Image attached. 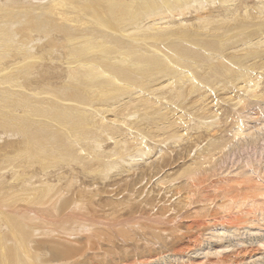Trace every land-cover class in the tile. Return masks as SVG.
Masks as SVG:
<instances>
[{
    "label": "bare ground",
    "instance_id": "bare-ground-1",
    "mask_svg": "<svg viewBox=\"0 0 264 264\" xmlns=\"http://www.w3.org/2000/svg\"><path fill=\"white\" fill-rule=\"evenodd\" d=\"M19 1L20 2L18 4L20 6L21 3L24 4L23 9L19 8L18 6V8L16 9L13 8V5L17 3V0H0V8H2L1 10H3V8L10 9L8 11L12 13L10 15H12L11 17L14 20V23L0 22V60H2L5 56H9L8 58L12 57L11 53L17 52V48L19 47L31 51L33 55L38 49L43 51V48H48L53 52L63 50L65 55L64 60L66 67L61 70L60 76L62 77V79H65V81L62 85H60V87L65 89L66 92H59L63 96H51L48 99H45L44 103L38 104H33L31 102L29 103L28 100H26L27 98L24 99L25 97L23 96V98L21 96L22 94L20 95L21 97H19V95L17 94L18 97L17 100H15L14 97L4 95L7 94V90H9L8 85L5 81L9 80L10 76L7 75L11 72V70L3 68L2 70L0 69V98L4 95L1 100H3L5 107L12 106L11 104L17 103V107L22 110V116L18 115L19 113L17 112V129H29L26 124L29 125L32 120L35 119L34 117H37L38 119L41 118L44 119L43 123L40 122L43 126L52 127L51 135L53 136H51L50 139L54 140L56 138L59 139L58 136L62 133H64V136L73 134V129L76 126L80 125L83 121L84 123L91 126H94V124H98L97 128L102 129L105 132L98 133V130L96 131V133L93 132V134L101 138L98 137V140L92 141L88 145L90 151L79 147L82 149L80 150V152L84 153L82 159H90L91 162L94 161L100 163L99 161H102L101 159L104 158V153L108 154L107 151L104 152L101 150L102 139L107 140V142L114 141L113 149H111V146L110 151L112 150V153L116 155L115 157H118V155L126 151L134 150L132 156H130L131 154L129 153L130 157L127 155H125L124 157H119L117 159L118 162H116L117 160L113 161L115 159H112L109 162L102 163V166L94 167L95 163L90 164V161L89 163L87 161L85 164L89 166L85 167L83 164V162L85 161L81 160L79 154L75 155L73 158V155L71 156V154H67L69 152V149H66L68 150L66 154L68 156H71V161L76 162V164L81 167L82 176L87 174L89 175V177L91 176L92 179L98 176V178L100 177V179H102V182L105 183L106 180L110 178L112 170L114 172V170L116 171V169H118L115 174L118 173L117 175H119L120 177L121 173H130L131 171H133L135 167L137 168V165H139V163L141 164L145 162L147 157L149 158L151 156L152 158L156 155L161 156V159L159 160H162L163 166L167 164L169 165L171 162L173 163L174 160L173 158H165L168 155V150L166 151V148H163V146L165 145L162 146V144L171 142L173 144L172 146H176L179 142L183 143L181 141L184 140V137H186V139H188V137L189 139L193 137L191 136L190 138L189 135L194 128H196L197 130L200 128V131H202L201 128L203 127H207L211 130L212 128L210 127L212 126L214 128L215 126L219 127L220 119L224 118L226 120L227 115L231 114V111L233 110V108L235 109V107L236 109L237 107H239L241 112L245 113L246 110L252 111L250 108H254L253 111H256V113L251 114L258 119L250 120L249 118L247 119L245 115L244 116L246 118L242 117V114L244 113L239 114L238 112H236V114L238 113L241 118L237 117V115L233 116V126L230 131L231 136L229 137V139L224 138L227 135L223 136V138H218L216 136L212 137L211 139L206 141L207 143L205 144V146L203 145L204 147L201 146L199 148L197 146V151L195 154H193L192 157L188 155L187 162L184 163V167L183 165H181V167L177 169L175 174L179 171L180 173L174 179L169 178L168 173L165 176H162L164 178H162L161 180L158 177L159 180L156 179V181L152 183L151 188L157 187L159 188L158 191H160V188H162L163 186L166 187L164 188L165 191L163 190L164 193L163 191L161 192L162 195H159L160 193L158 192V194L156 193L157 195L161 196V199L159 198L160 201L157 198H154L153 193L151 194V196H149L150 194H147V192L142 199V203L131 204V202L128 201L129 198L128 200L126 198H123V196L119 194L117 189H115L116 191L109 189H107L106 191H99L97 189L98 187H89L88 189L82 188L83 191L81 193L83 194H80L79 199L76 198L71 201L74 202L76 208L84 209L88 214L89 211L92 210V208H89L90 205H87L88 207L86 206L87 202L92 206V204L101 203L103 201H111V196H116L117 199H120L121 203H106L111 204V207L108 208L106 212L111 213L113 216H117L116 214L119 215V213L123 212L125 210V205L128 207V211L130 214L136 213L138 209L142 210L141 204H144L145 207L146 205H149L151 207V215L148 216L147 222L150 224H154L153 226L148 225L144 221L139 222L137 220L136 222H134V220V223L130 222V220H126L125 222H122V224L116 222L114 223V225H107V222L100 227L98 226V223L96 226V224L89 218L85 219V215H83V213L82 216L84 218L81 217V213L76 214L75 212H69L70 209H72L70 208V200L66 198L67 194L65 192L61 193L60 188H58L59 186L56 185L55 187L51 182L48 183V181L45 179L42 180L40 178L38 179V181H30L29 179L24 180L22 176L20 178L17 175L12 176V178L10 179L11 183L9 184V186L11 188L8 189L12 194H14L13 197L9 194L2 193V195H0V207L3 203L6 204V206L9 205V207L12 208H15L17 205V208L20 209H23L29 204L36 205L44 209L45 215L47 213L48 216L50 215V217H53L54 219H56V217H59L61 220H70L71 222H69L71 224L76 226L79 225V228H81L83 224H87L86 228L89 227V233H87V231L86 233L90 236H93V238L95 239L93 242L96 241V245L94 244L95 247H93L92 250L89 249L91 251L90 256L97 255L103 261V264H105V256H108V254H113L115 256V259H113V261H115L116 264H122L123 259L121 257H117L120 255H123V257L128 256L134 260L133 263H128L126 262V260H123V264H264V226L258 224V228L248 227L245 231H243V233L241 232L242 234H238V232L240 231L238 230L239 222L236 223L235 221L234 222L236 224H232L233 221L225 223L222 222L221 227H218L219 229H216V227H207L205 226V221H209V217L213 215L211 212H209L208 205H205L206 203H203L207 200L212 201L210 200V197H213L217 200L220 196H225L229 193H232L234 194V198H232V202L230 205L223 202L222 198L220 204H218L220 205V209L225 211V213H228L231 207H234L235 205H237L238 208V205L244 203L245 201L255 203L256 205L252 206L254 209L260 208L264 210V183L262 185L259 183L260 181L264 182V159L255 160V162H250L247 165L245 164V166L248 167V170H245V166L239 167L237 175L236 177H234L236 179H233V176L229 177L228 182L220 190H215L211 187L216 192L212 194L210 193L209 197H207L209 191L208 185H203L195 181L201 180L204 182L206 180L209 183H219L218 180V182L216 181L217 178L214 176L217 175V172L213 173V171L217 168L219 171L222 168L223 163H225V160L227 161L228 157L234 152V149L246 150L248 148H253V151L259 150L257 148L258 139H261V135L259 134L264 135V128L258 130V132L253 131L252 129L256 124L264 123V94L262 93L264 84V36L258 37V35H255L254 38H251L249 41L244 39L236 41L235 43H233V46L230 48V53L228 54H223L222 52L218 51L221 48L218 40L224 35V37L228 36V34H230L238 27L254 29L257 33L262 34V30H264V0H257L256 4H254L253 6H248L243 1L232 0V2L220 3L219 6L216 7L213 4L212 0H193L190 3L185 4L184 7H179V9L182 8V11L178 15H176V20L174 21H171L166 16L156 18L155 14L157 11H165L167 14H169L168 12L170 11V9L173 8L175 4H177V0ZM32 4H36V7H33ZM187 11L190 14H194L189 19L185 16V12ZM165 12L163 13L164 15ZM4 13L5 11L3 12V14ZM20 13L22 15H20ZM176 13L177 11L169 15ZM148 14H152V17L144 23V21H142V17H145ZM4 17L1 16L0 20ZM18 17H20L19 20H17ZM107 20H110L111 22L108 23L106 22ZM116 22H118L117 26L114 25ZM192 31L201 32L206 41L195 40L193 42L192 38L189 37H196V34ZM110 35L112 38L119 41H114V39L106 37ZM161 39H167L164 42L166 44L172 43L174 44V46L171 49H166L165 46L162 45L164 42H161ZM227 40L228 39H226V41ZM42 43H44L43 46L41 45ZM128 44L132 46L142 44L148 47H146L144 51H140L139 49L128 47ZM213 44L216 45V47H213ZM119 45H123L124 47L118 48ZM74 46H76L77 48H75ZM6 48H11V53H9L8 55H5ZM204 52H207L204 55L208 58L209 61V65L207 68L199 65L198 62L200 56L203 55L202 53ZM55 53L57 54V56H59L58 52ZM118 59L121 60V64L118 62ZM34 61H37V59H35ZM184 61H190L191 64L189 65L188 62ZM125 63H128L133 68L143 67L150 73H153L155 71H161L165 73L163 67H166L168 70L175 72L176 77H168L165 84L159 86L158 88L152 89L148 95L144 94L142 97L137 99L127 97L126 101L123 103H120L116 106L115 104H113L106 109L100 108L96 110V112H93L91 110L94 105L104 107L105 105H108V103H97L91 105L92 103L82 104L80 102L79 97L72 89L73 87H79L81 90L84 89L86 91H95L99 93L112 90L111 93H113L115 97L118 92L121 93L123 90L127 92L128 90L121 85L126 84V82H128L131 77L128 71V67L125 66ZM178 65L181 69L177 72L175 67H178ZM259 70H261V73L259 72ZM205 86L208 88L213 87V90L217 91L216 93H218L219 96L221 95L222 100L219 99V96H216V93L211 94L213 96L210 95L211 97H209V93H211L212 89L210 90ZM204 88H206L208 91ZM191 95H193L190 98L191 102L188 103L189 97ZM202 97H206L208 99L206 101L204 99L203 101ZM53 98L54 100H51ZM60 98H62L60 102L65 103V105L59 103ZM213 98H217L216 101ZM111 99L112 98H104L103 101L107 102ZM192 104L199 105L201 108H197V106H195L196 108H190L189 110V107ZM174 105H177L184 110L188 109L191 113L188 112V114H183L182 111H180L182 114L176 113L175 111L178 109V107L175 108ZM182 106L185 107L183 108ZM172 108L173 110H171ZM121 111L128 114L127 118L129 119L131 118L129 117V114L133 116V118L131 119H134L135 116V120L130 122L128 120H123L121 121L122 125L119 126L115 125V122H113L111 125L104 123L103 114H105L106 112L119 113ZM130 111H132L133 113H129ZM38 114L42 115L37 116ZM3 115L4 113L0 107V126L6 127V124L8 125L9 120L7 119V117L2 119ZM249 115L250 114H248V116ZM183 116L187 118L188 122H182ZM131 124L134 125V127L132 125L133 128L139 129L137 131L135 129L137 133H131L129 131V127L131 128ZM59 126L60 128H64L65 131H63V129L61 130L60 128L58 129L57 127ZM200 131L196 132L200 133ZM100 134H104L103 138ZM127 135L130 136L129 139H127ZM195 135H197V133ZM154 138H156L157 140L154 141ZM44 140L46 139L44 138ZM203 140H205V138ZM149 142H153L155 145L152 146ZM63 144L64 146L66 145L65 141ZM191 144L193 143L191 142ZM0 145H3L5 147L4 150L0 149L1 184L3 183V174H1V172L7 170L8 164L11 163L16 156V154L14 153L17 152V146H22V142H2V144ZM13 149H15L16 151L11 154L10 151ZM191 152L192 151L190 150L189 153ZM218 155L219 157H217V160L215 159V156ZM41 159L43 160L42 157ZM61 159L63 161V158ZM216 161L219 163H217ZM38 163L39 162H37L36 164ZM29 164L27 163L28 166H30ZM63 166H65V164L62 165V167ZM66 166H68V163L66 164ZM148 166H146V168ZM40 167L45 169L49 166L45 167L41 165ZM151 168L152 166L148 167V169ZM56 169L58 168L56 167ZM34 171L36 170H33V173H35ZM142 171H144V169ZM156 172H158L157 169H155L154 171L151 170L148 174H155ZM59 174L61 173L59 172ZM152 177L153 176L149 178ZM74 178H72V180ZM142 179H144V177ZM166 179L167 183L163 181ZM14 181H17V183H19V187H17V190L16 186H14V184L16 183ZM78 181L79 180L76 177L75 181L73 182H77L78 184H80V182ZM226 181L227 179L224 182ZM68 182H70V180ZM54 184H56V182H54ZM232 185L233 188H231ZM145 187H143L144 190ZM136 188H138V186ZM136 188L133 187V189L135 190ZM58 193H60V195H58ZM104 193H107L109 197L108 199L100 198L107 197V195H104ZM170 194L171 197H168L167 195L170 196ZM192 195L194 196V199H192ZM184 196L185 198H182ZM196 196H198V199L196 198ZM245 197H249V199L247 200V198ZM166 200L168 201V203H166ZM185 201H187V204L184 205L187 208L186 209L184 207L186 209V213H181L185 210L181 209ZM260 203L263 204V207L258 205ZM18 204L25 205L24 207H20L18 206ZM167 204L168 206L166 207L168 208V211L166 208H163ZM2 208H0L1 224H3L2 217L4 215L3 211H1ZM27 208L30 207L27 206ZM190 208H192V210L194 208L200 210L191 212ZM3 209L5 210V208ZM37 209L39 208L37 207ZM10 210L12 209L10 208ZM39 210L38 212L41 211ZM189 212L191 213L187 215V213ZM256 212H254V214H256ZM260 212L263 213L264 211ZM230 214L232 215L233 213L231 212ZM230 214H225L226 218L229 216L231 217ZM23 215L25 216L24 212ZM75 215H77V217H75ZM221 215L222 213L219 212L214 214V216ZM238 215L243 216V214H240V211ZM29 216L30 215H28V217ZM150 216H152V218ZM154 216H159V219H165L168 216L170 219L173 218L172 220H175V222H177V220H180V218L184 219L182 222L180 220V223H177L176 225L171 223L168 225H164L158 223L159 219L156 220L157 217ZM234 216L238 218V216H236L235 214H233L232 217ZM42 217H40V219ZM53 218L49 220L52 221L54 220ZM97 218H99V216ZM114 218L115 217H113V219ZM237 218L234 219L237 220ZM255 219L252 220H254L255 222ZM26 220L29 221V219L27 218ZM98 220H100V218ZM15 223L17 225L16 221ZM185 223L186 226H188V228L186 229L189 231L183 232L180 228ZM27 224L29 223L27 222ZM117 224H121V226H119L121 228H118ZM37 225L38 224H36L35 227L33 226L34 229L32 228V226L31 228H28L32 231L27 232V229V231H24L25 236L23 235V241L25 240L26 242L25 244L24 242H22L21 244L22 255L19 252V243L17 242L16 232H11L12 230L9 232H5L6 230L4 231L2 229L3 225H0V264H53L50 260V257L52 256H48V258L47 256H45L43 258V253L42 255H40V248L43 242L44 245L47 244V246H49L48 249H51V252H53L52 259H54V256L55 258H58V262L56 264H81V260L84 261L86 255L81 254L80 252H82L83 250H87L83 249V247L87 248V246L84 245H87L91 241L88 240L89 242L86 243V241H82V239V243L80 244H83V242H85L84 245H82L83 247L81 246L82 248L80 249L73 248L75 249V253L73 252V250L72 253V246L70 245L72 244V242L69 244V247L65 246L68 244V242H70V240L66 237H70L71 233L69 231H65L63 224L61 225L60 229V232L62 234H60L59 231V233L57 232L58 234H56L55 230H51L54 227H51L49 225L48 227H46L47 229H41L42 227H44V225H46L45 222L42 223L43 226H41V228H39ZM64 225H66V223ZM253 225L256 226L257 224ZM67 226H69V224L66 225V227ZM195 228L198 229L197 233H199V229H203V231L207 230L212 233L209 234L208 239L201 240L202 244L199 243V235H195L194 237H192V239L195 238V241L198 244L195 245L194 248L191 247V249H189L190 245H193V243L191 242L192 244H189V247H186L182 242L187 241L188 239H190L191 241L190 235L195 231ZM24 229L20 230L22 231ZM2 230L4 231V233H2ZM215 230H219V233L217 234ZM87 234H85V236ZM41 239L44 241H41ZM154 239H156V242L159 243L153 242ZM119 240L123 242L124 247L129 246V242H131V246L135 247H130L133 248L130 249V251L127 250V248H122V245L118 243ZM127 240H129V242ZM77 241L74 243H77ZM30 244H33L32 246H34L35 248L33 250V254L35 255L30 254ZM176 244H178V246L181 244L180 248L182 247V245H184L183 247H185V249H179L181 251L179 253H168V249L174 247L173 245ZM150 247L151 249H149ZM116 249H118L119 253ZM77 250H79L78 252L81 254L80 260H77L76 257L77 255H79L77 253ZM69 253L73 254L72 257H69L67 261H64V258ZM158 253L161 254L159 259L156 258ZM139 254H141V256ZM89 257H87V259H89ZM146 258H149V260H146Z\"/></svg>",
    "mask_w": 264,
    "mask_h": 264
},
{
    "label": "rangeland",
    "instance_id": "rangeland-1",
    "mask_svg": "<svg viewBox=\"0 0 264 264\" xmlns=\"http://www.w3.org/2000/svg\"><path fill=\"white\" fill-rule=\"evenodd\" d=\"M28 1V0H27ZM191 1H193V0H177V4H175L174 6H173V8H171L170 9V11L168 12L169 14H171V13H174V12H176L177 11V13L176 14H172V15H169V14H167L165 11H163V12H160V11H157L156 12V14H155V17L156 18H158V17H168L171 21H174V20H176V15H178L181 11H182V8L181 9H179V7H184L185 6V4H187V3H190ZM213 1V4L215 5V7L216 6H219V4L220 3H227V2H232V0H212ZM239 1H243L246 5H248V6H253L254 4H256V2H257V0H239ZM20 1L19 0H17V3L16 4H14L12 7L14 8V9H16V8H24V4L23 3H21V6L18 4ZM18 6V7H17ZM32 6L33 7H36V4H32ZM210 8V7H209ZM2 8H0V11H5V13L3 14V12H0V15L1 16H5L3 19H1L0 20V22H7V23H14V20H13V18L11 17L12 15H10V14H12L11 12H9L8 10H10V9H7V8H3V10H1ZM7 12V13H6ZM165 12V15L163 14ZM19 14V13H18ZM9 15V16H8ZM20 15H22L21 13H20ZM194 14H190L188 11L187 12H185V16H186V18H191L192 16H193ZM0 16V17H1ZM15 16V15H14ZM8 19H7V18ZM152 17V14H148V15H146L145 17H142V21H144V23L147 21V20H149L150 18ZM20 19V17H18L17 18V20H19ZM86 19H90V18H86ZM8 20V21H7ZM166 21H167V19H166ZM106 22H108V23H110L111 21L110 20H107ZM38 23V22H37ZM114 25H118V22H116ZM16 27V26H15ZM193 33H195L196 34V37H189V38H192V41L194 42L195 40H201V41H206L205 39H204V37L202 36V34H201V32H198V31H192ZM255 35H258V37H262V36H264V30H262V34H260V33H257L254 29H246V28H240V27H238V28H236L235 30H233L230 34H228V36H226V37H222V38H220L219 40H218V42H219V45L221 46V48L218 50V51H220V52H222L223 54H228V53H230V48L233 46V43H235L236 41H240V40H242V39H244V40H247V41H249L251 38H254V36ZM107 38H112L111 37V35L110 36H106ZM112 39H114V38H112ZM226 39H228L227 41H226ZM167 39H161V42L163 41H166ZM114 41H119V40H115L114 39ZM215 41H217V40H215ZM113 43V42H112ZM43 44L44 43H42L41 45L43 46ZM163 46H165V48L166 49H171L173 46H174V44H172V43H169V44H166L165 42L162 44ZM128 47H133V48H135V49H139L140 51H144V49L146 48V47H148V46H144V45H142V44H138V45H135V46H132V45H130V44H128L127 45ZM55 47V46H54ZM75 48H77L76 46H74ZM121 47H124L123 45H119L118 46V48H121ZM213 47H216V45H214L213 44ZM65 49V48H64ZM10 50H11V48H6V50H5V55H8L9 53H11L10 52ZM43 51H41L40 49H38V50H36L35 51V54L33 55L32 53H31V51H29V50H27V49H25V48H21V47H19V48H17V52H15V53H11V56L12 57H10V58H8L7 56H5V57H3V61L2 60H0V69L2 70V68L3 69H9V70H11V72L10 73H8V75L7 76H10L9 77V80H6L5 82H6V84L8 85V89L9 90H7V94H4V95H8V96H10V97H14V99L15 100H17V97H18V95H19V97H23L24 99H26V100H28V102L30 103H33V104H38V103H44V101H45V99H48L49 97H51V96H63L62 94H60L59 92H66V90L65 89H63V88H61L60 87V85H62L63 83H64V81H65V79H62V77L60 76V74H61V70L64 68V67H66V64H65V60H64V57H65V55H64V51L63 50H61V51H55V52H58L59 53V56H57V54L55 53V52H53V51H50L48 48H43L42 49ZM207 52H204V53H202L203 55H201L200 56V59H199V65H202V66H204V68H207L208 67V65H209V61H208V58L204 55V54H206ZM35 59H37V61H34ZM7 60V61H6ZM32 60V61H31ZM4 62V63H3ZM118 62L121 64V60L120 59H118ZM184 62H188L189 63V65L191 64V62L190 61H184ZM168 63V62H167ZM7 66H9V67H7ZM125 66L126 67H128V71H129V73H130V80L128 81V82H126V84H121L123 87H125L128 91L127 92H125L124 90L120 93V92H118L117 94H116V97L114 96V94L113 93H111L112 92V90L111 91H105V92H103V93H99V92H95V91H86V90H84V89H80L79 87H71L72 89H73V91L76 93V95L79 97V100H80V102L82 103V104H89V103H92L91 105H94V104H97V103H102V104H106V103H108V105H105L104 107H102V106H99V105H94L93 107H92V111L93 112H96V110H98V109H100V108H103V109H106V108H109L111 105H113V104H115V106L116 105H118V104H120V103H123V102H125L126 101V98L127 97H132L133 99H137V98H140V97H142L144 94L145 95H148L149 93H150V91L152 90V89H154V88H158L159 86H161V85H163V84H165L166 82H167V79H168V77L170 78L171 76H174V77H176L175 76V72H173V71H171V70H168L166 67H163L164 68V70H165V73H163V72H161V71H155V72H153V73H150V72H148L145 68H143V67H139V68H133V67H131L128 63H125ZM175 67V66H174ZM191 67V66H190ZM176 68V71L178 72V71H180V66L178 65V67H175ZM259 72L261 73V70H259ZM10 85H11V87H10ZM206 87V86H205ZM206 88H208V87H206ZM206 88H204V89H206ZM208 89H212L211 90V93H209V97H211V96H213V95H211V94H215L217 91H215V90H213V87L212 88H208ZM69 90V89H68ZM207 90V89H206ZM208 91V90H207ZM212 92H214V93H212ZM262 93L264 94V84H263V91H262ZM261 93V94H262ZM18 94V95H17ZM22 94V95H21ZM3 95V96H4ZM21 95V96H20ZM193 95H195V94H193ZM193 95H191L190 97H189V100H188V103L189 102H191V97L193 96ZM211 95V96H210ZM2 96V97H3ZM216 96L218 97L219 96V94L218 93H216ZM1 97V98H2ZM1 98H0V107H1V109H2V111H3V113H4V115H3V118L2 119H4V118H6L7 117V119L9 120V123H8V125L6 124V127H2V126H0V144H2V142L3 143H10V142H22V146H17V152H15L16 150V148L15 149H13V150H11L10 151V153L11 154H13L14 152V154H16V156H15V158L13 159V161L11 162V163H9L8 164V168H7V170H4V171H2L1 172V174H3V176H2V178H3V183H1L0 184V195H2V193H5V194H9L10 196H12L13 197V195L14 194H12L11 193V191H9L8 189L9 188H11L10 186H9V184L11 183L10 182V179L12 178V176H19L20 178H21V176H22V178L24 179V180H30V181H38V179H45V180H47L48 181V183H52L55 187H56V185L57 186H59L58 188H60V190H61V193H66L67 194V196H66V198H68L69 200H70V203H71V206H70V208H72V209H70V211L69 212H75L76 214H78V213H81V217H83L82 216V213H83V215H85L84 217H85V219L86 218H89L90 220H92V222H94L95 224H96V226H97V224L99 223V227L100 226H102L104 223H107L108 222V224L107 225H114V223H121L122 224V222H125L126 220H130V222H133L134 220V222H136V220L137 221H139V222H141V221H144L145 223H147L148 225H150V226H153L154 224H150V223H148L147 222V218H148V216L149 215H151V213H150V209H151V207L149 206V205H146V207L144 206V204L142 205L141 204V207H142V210H140V209H138L137 211H136V213H132V214H130L129 213V211H128V207L125 205L124 207H125V210L123 211V212H121V213H119V215L118 214H116L117 216H118V218H117V216H113L111 213H107L106 211H107V209L108 208H110L111 207V204H106V203H116V202H118V203H121V201H120V199H117L116 198V196H111V198H112V200L111 201H103V202H101V203H97V204H92V206H91V204H89L88 202L86 203V206L88 205H90L89 206V208H92V210H90L89 211V213L87 214V212L84 210V209H78V208H76V206L74 205V202H71V201H73V199H79V196H80V194H83V193H81L82 191H83V189H88L89 187H91V188H97L99 191H101V190H103V191H106L107 189H109V190H115V189H117V191L119 192V194H121L122 196H123V198H126L127 200H128V198H129V202H131V204H140V203H142V199H143V197L146 195V193L147 194H150L149 196H151V194L153 193V195H154V198L156 199H158L159 201H160V197L161 196H159V195H162L161 194V192L164 190V188H166V187H162V188H160L161 190L160 191H158L159 190V188H157V187H152L151 188V186H152V183L153 182H155L156 181V179L157 180H161L162 178H164V177H162V176H165L167 173L169 174V178H171V179H174L177 175H179V173H180V171L179 172H177L176 174H175V172L177 171V169H179L180 167H181V165H183V167H184V163H186L187 162V159H188V155H190V157H192L193 156V154H195L196 153V149H197V146L200 148L201 146H205V144L207 143L206 141H208L209 139H211L212 137H214V136H216V137H218V138H223V136H225V135H227V136H225L224 138H227V139H229V137L231 136L230 135V131H231V128H232V126H233V116H236L237 115V117H239V118H241L240 117V113H244V114H242L243 116L242 117H247V119L249 118L250 120H257L258 118H255L252 114H255L256 113V111L254 112L253 110H254V108H250L252 111H250V110H246V113L245 112H241V110H240V108L239 107H237V109H236V107H235V109L233 108V110L231 111V114H229V115H227V119L225 120L224 118L222 119H220V126L218 127V126H215V128L212 126V127H210V128H212V130L211 129H209V128H207V127H203L204 128V130H203V128H201V130L202 131H200V128L197 130L196 128H194L190 133V138H191V136H193L191 139H189V137H188V139H186V137H184V140H182L181 142H183V143H177V145L176 144H174V145H176V146H172L173 144L170 142H167L166 144H162V146L163 145H165V146H163V148H166V151L168 150V155H167V157H165V158H173V160L175 161H173V163L171 162L169 165L167 164V165H162V160H159V159H161V156L160 155H156L155 157H152L151 158V156L148 158L147 157V159L145 160V162H143V163H139V165H137V168L135 167L134 168V170L133 171H131L130 173L129 172H124V173H121V175H120V177H119V175H117L118 173H116L115 174V172H117L118 171V169H116V171L114 170V172H113V170H112V172H111V174H110V178L108 179V180H106V182L104 183V182H102V179H100V177L98 178V176L97 177H95V178H91V176L89 177V175H87V174H85V175H83L82 176V169H81V167L80 166H78L77 164H76V162H72L71 161V159H70V157L72 156L73 158H74V156L75 155H77V154H79L80 155V158H81V160L82 161H85V162H83V164H84V166L85 167H87V166H89V165H87V164H85L87 161H88V163H89V161H90V164L92 163H95V165H94V167H97V166H102L101 164L102 163H106V162H109L110 160H112V159H115V160H113V161H116L119 157H124L125 155H127V156H129L130 154V156H132V154H133V151L132 150H129V151H126V152H124V153H122V154H120V155H118V157H115L116 155H114L113 153H112V150L110 151V148H111V146H112V148L111 149H113V142L114 141H109V142H107V140H103L102 139V143H101V150L102 151H107L108 152V154H106V153H104L105 155L103 156L104 158H102L101 160L103 161H99L100 163H98V162H94V161H92L91 162V160L89 159V160H87V159H82V157L84 156V153L83 152H80V150H82V149H85V150H87V151H90V149L88 148V145L92 142V141H95V140H98V137L99 136H97V135H95V134H93V132L94 133H96V131L98 132V133H102V132H105L104 130H102V129H98L97 127H98V124H94V126H91V125H89V124H86V123H84L83 121H82V123L80 124V125H78V126H76L74 129H73V134H71V135H69V136H64V133H62V134H60L59 136H58V138L60 139H54V140H51L50 138H51V136H53V135H51V130H52V127H50V126H47V127H45V126H43L40 122H44V119H41V118H37V117H34L35 119H33L32 120V122L29 124V125H27L26 124V126H28L29 127V129H17L18 127V125H17V112L19 113L18 115H23L22 114V110L19 108V107H17V103H15V104H11L12 106H6L5 107V105H4V103H3V100H1ZM104 98H112L111 100H109V101H107V102H104L103 100H104ZM102 99V100H101ZM204 99H205V101L208 99V98H206V97H202V100L204 101ZM215 101H216V99L215 98H213ZM219 99H221L222 100V97H221V95L219 96ZM258 99H260V98H258ZM51 100H54V98L53 99H51ZM62 100V98H60V100H59V103L60 104H62V105H65V103H62V102H60ZM93 101V102H92ZM98 101V102H97ZM195 106H197V108H201L199 105H195V104H192L190 107H189V110H190V108L192 109V108H196ZM78 107V106H77ZM174 107L175 108H177L178 106L177 105H174ZM183 108L185 107V106H182ZM180 107H178V109L175 111L176 113H181L180 111H182V113L183 114H188V112H190L188 109H185V110H187V111H185L184 109H182V108H180ZM182 109V110H181ZM248 109H249V107H248ZM171 110H173V108L171 109ZM237 110V111H236ZM239 110V111H238ZM150 111V110H149ZM249 111H250V113H249ZM84 112H87V111H84ZM132 111H130L129 113H131ZM236 112H238L237 114H236ZM133 113V112H132ZM143 113V112H142ZM142 113H140V114H142ZM181 113V114H182ZM191 113V112H190ZM250 114L249 116H248V114ZM252 113V114H251ZM39 115H42V114H38L37 116H39ZM127 115L128 114H126V113H124L123 111H121V112H119V113H117V112H106L105 114H103V117H104V123H106V124H109V125H111L113 122H115V125H122L121 124V121H123V120H128L129 122L130 121H133V120H135V116H134V119H131V118H133V116L131 115V114H129V117H131L130 119L129 118H127ZM137 115V114H136ZM239 115V116H238ZM245 115V116H244ZM137 117V116H136ZM245 117V118H246ZM243 119V118H242ZM194 120V119H193ZM225 120V121H224ZM244 120V119H243ZM146 122H148V121H146ZM164 122H167V121H164ZM182 122H184V123H186V122H188V120H187V118L185 117V116H183L182 117ZM223 123V124H222ZM132 125L133 124H131L130 126H131V128L129 127V131L131 132V133H135L137 130H139V129H137V128H133L134 127V125H133V127H132ZM39 127V128H38ZM58 129L60 128V126L59 127H57ZM141 128V127H140ZM262 128H264V123H259V124H256L254 127H253V131H257L258 132V130H260V129H262ZM34 129V130H33ZM38 129V130H37ZM61 130L63 129V131H65V129L64 128H60ZM130 129H132V130H134V131H132V130H130ZM135 129H136V131H135ZM206 130V131H205ZM209 132H208V131ZM35 131V132H34ZM141 131V130H140ZM196 131H200V133H198V132H196ZM129 132V133H130ZM145 132V131H144ZM205 132V133H204ZM215 132V133H214ZM26 133H28V134H26ZM31 133V134H30ZM107 133H108V130H107ZM137 133V132H136ZM146 133V132H145ZM197 133V135H195V134ZM212 133H214V134H212ZM28 135V136H27ZM101 136H102V138H103V136H104V134H100ZM259 135H261V139L259 140L258 139V144H257V148L259 149V150H255V151H253V148H248V149H246V150H241V149H234V152L228 157V159H227V161L225 160V163H223V166H222V168L218 171V168L216 169V170H214L213 171V173H216L217 175H214V174H212V175H214L217 179H216V181L218 180L219 181V183H209V182H207L206 180L203 182V181H201V180H195V181H197L198 183H200V184H203V185H208V194H207V197H209L210 196V193L212 194V193H214V192H216L215 190H220L221 188H223L224 187V185L228 182V180H229V177H232L233 179H236V178H234V177H236V175H237V172H238V168L239 167H241V166H245V164L247 165L248 163H250V162H255V160H262V159H264V135H262V134H259ZM46 136V137H45ZM33 137V138H32ZM63 139H62V138ZM129 135H127V139H129ZM161 137H163V136H161ZM30 138V139H29ZM44 138L46 139V140H44ZM85 138H90V139H85ZM99 138H101V137H99ZM202 138V139H201ZM205 138V140H203ZM195 139V140H194ZM49 140V141H48ZM62 140V141H61ZM154 141L155 140H157L156 138H154L153 139ZM190 140V141H189ZM29 141V142H28ZM64 141H65V143H66V145L64 146ZM188 141V142H187ZM197 141V142H196ZM191 142L193 143V144H191ZM195 142V143H194ZM26 143V144H25ZM34 143V144H33ZM38 143V144H37ZM149 143H151V145L152 146H154L155 144L153 143V142H149ZM190 143V144H189ZM32 144V145H31ZM181 144V145H180ZM199 144V145H198ZM63 145V146H62ZM194 145H196V146H194ZM60 146V147H59ZM203 146V147H204ZM39 147H41V148H39ZM52 147H53V149H52ZM79 147H82V149L81 148H79ZM196 147V148H195ZM25 148V149H24ZM36 148V149H35ZM58 148V149H57ZM65 148V149H64ZM0 149L1 150H4L5 149V147L3 146V145H0ZM22 149V150H21ZM29 149V150H28ZM34 149V150H33ZM40 149H42V150H40ZM55 149V150H54ZM66 149H69V152L67 153V151L68 150H66ZM79 149V150H78ZM177 149V150H176ZM260 149H262V150H260ZM54 150V151H53ZM58 150V151H57ZM71 150V151H70ZM190 150L192 151L191 153H189L190 152ZM40 151H41V153H40ZM53 151V152H52ZM170 151H171V153H170ZM173 151V152H172ZM259 151V152H258ZM37 152V153H36ZM110 152V153H109ZM52 155H51V154ZM71 154V156H68L67 154ZM130 153V154H129ZM55 154V155H54ZM110 154V155H109ZM21 155V156H20ZM37 155V156H36ZM114 155V156H113ZM106 156H108V157H106ZM113 156V157H112ZM129 156V157H130ZM259 156H261V157H259ZM38 157H40V158H38ZM41 157L43 158V160L41 159ZM45 157V158H44ZM67 157V158H66ZM77 157V156H76ZM160 157V158H159ZM217 157H219V155L218 156H215V159H217ZM61 158H63V161H62V159ZM107 158V159H106ZM44 159H45V161H44ZM70 159V160H69ZM154 159H156V160H154ZM191 159V158H190ZM121 160V159H120ZM218 160V159H217ZM29 161V162H28ZM33 161V162H32ZM148 161V162H147ZM158 161V162H157ZM37 162H39L38 164H36ZM44 162V163H43ZM47 162H48V164H47ZM58 162V163H57ZM65 164V166H63L62 167V165H64L63 163ZM72 162V163H71ZM116 162H118V160L116 161ZM153 162V163H152ZM217 162V161H216ZM219 162H220V158H219ZM219 162H217V163H219ZM24 163H25V165H26V167H25V165H24ZM27 163L30 165V166H28L27 165ZM32 163H34V164H32ZM43 163V164H42ZM51 163V164H50ZM61 163V164H60ZM68 163V166H66V164ZM154 163H156V164H154ZM176 165H175V164ZM183 163V164H182ZM24 166H23V165ZM54 165V167H53V165ZM74 164V165H73ZM76 164V165H75ZM146 164H148L149 166H152V168L151 169H148V165H146ZM151 164V165H150ZM154 164V165H153ZM22 165V166H21ZM36 165V166H35ZM39 167H38V166ZM41 165H43V166H45V167H47V166H49V167H47V168H45V169H43L42 167H40ZM52 165V166H51ZM57 165V166H56ZM71 165V166H70ZM140 165H141V167H140ZM59 166V167H58ZM74 166V167H73ZM76 166V167H75ZM146 166H148L147 168H146ZM158 168H157V167ZM31 167H32V169H31ZM33 167H34V169H33ZM51 167V168H50ZM56 167L58 168V169H60V170H58V169H56ZM69 167V168H68ZM139 167V168H138ZM167 167V168H166ZM19 168V169H18ZM40 168V169H39ZM42 168V169H41ZM71 168H73V169H71ZM157 169V171L158 172H156L155 174H148L151 170L152 171H154L155 169ZM171 168H172V170H171ZM174 168V169H173ZM247 168V169H246ZM22 169H23V171H22ZM27 169H28V171H27ZM52 169V170H51ZM144 169V171H142ZM154 169V170H153ZM182 169V168H181ZM25 170V171H24ZM33 170H36V171H34L35 173H33ZM38 170V171H37ZM245 170H248V167L247 166H245ZM40 171V172H39ZM43 171V172H42ZM46 171V172H45ZM63 173H62V172ZM78 171V172H77ZM136 171H138V172H136ZM30 172H32V173H30ZM59 172L61 173V174H59ZM65 172V173H64ZM75 172V173H74ZM141 172H142V174H141ZM147 174H146V173ZM163 172V173H162ZM165 172V173H164ZM43 173V174H42ZM47 173V174H46ZM78 173V174H77ZM27 174V175H26ZM35 176H34V175ZM38 174V175H37ZM51 174V175H50ZM63 174V175H62ZM145 174V175H144ZM158 174H160V175H158ZM29 175V176H28ZM34 176V177H32V176ZM46 175V176H45ZM55 175V176H54ZM74 175H75V178L77 177V179L79 180L78 182H80V184H78L77 182H73V181H75V178H74ZM78 175V176H77ZM81 175V176H80ZM128 175V176H127ZM158 175V176H157ZM26 176V177H25ZM130 176H131V178H130ZM151 176H153L152 178H149V177H151ZM224 176V177H223ZM30 177V178H29ZM54 177V178H53ZM116 177V178H115ZM144 177V179H142ZM158 177H159V179H158ZM173 177V178H172ZM212 177V176H211ZM218 177H219V179H218ZM31 178H32V180H31ZM72 178H74L73 180H72ZM114 180H113V179ZM154 178V179H153ZM60 179V180H59ZM125 179V180H124ZM130 181H128V180ZM221 179H223V180H221ZM227 179V181L226 182H224L225 180ZM70 180V182H68ZM82 180V181H81ZM94 180H96V181H94ZM146 180V181H145ZM150 180V181H149ZM152 180V181H151ZM59 181V182H58ZM67 181V182H66ZM127 183H126V182ZM163 181H165V183H167L166 181H167V179L166 180H163ZM217 181V182H218ZM14 182H16L15 184H14V186H16V190H17V187H19V183H17V181H14ZM54 182H56V184H54ZM61 182V183H60ZM136 182V183H135ZM149 182V183H148ZM203 182V183H202ZM220 182H221V184H220ZM224 182V183H223ZM57 183H60V184H57ZM68 183H69V185H68ZM71 183H73V184H71ZM102 183V184H101ZM261 185L264 183L263 181H260L259 182ZM110 184V185H109ZM127 184V185H126ZM130 184V185H129ZM136 184V185H135ZM140 184V185H139ZM147 186H146V185ZM62 187H61V186ZM81 185V186H80ZM84 185V186H83ZM89 185V186H88ZM102 185H104V186H102ZM146 187H145V186ZM210 185H214V186H210ZM65 186H68V187H65ZM86 186V187H85ZM108 186V187H107ZM122 186V187H121ZM131 186V187H130ZM138 186V188H136ZM140 186V187H139ZM150 186V187H149ZM263 186H264V184H263ZM71 187H72V189H71ZM85 187V188H84ZM133 187L134 188H136V190L135 189H133ZM143 187H145V190H144V188ZM147 187H149L150 188V190H149V188H147ZM213 189H215V190H213ZM62 188V189H61ZM65 188V189H64ZM68 188H70V189H68ZM75 188V189H74ZM83 188V189H82ZM147 188V189H146ZM231 188H233V185H232V187ZM80 189H82V190H80ZM119 189V190H118ZM124 189V190H123ZM144 191H143V190ZM212 189V190H211ZM63 190V191H62ZM147 190V191H146ZM7 191V192H6ZM69 191V192H68ZM116 191V190H115ZM121 191H122V193H121ZM125 191V192H124ZM132 191V192H131ZM135 191V192H134ZM149 191H151V192H149ZM165 191V190H164ZM164 191H163V193H164ZM9 192V193H8ZM68 192V193H67ZM71 192V193H70ZM129 194H128V193ZM145 192V193H144ZM160 193L159 195H157L158 193ZM72 193H74V194H72ZM77 193V194H76ZM124 193V194H123ZM157 193V194H156ZM12 194V195H11ZM98 194H99V192H98ZM97 194V195H98ZM132 194V195H131ZM156 194V195H155ZM9 195H4V196H9ZM58 195H60V193H58ZM86 195V194H85ZM104 195H107V193H104ZM128 195H129V197H128ZM77 196V197H76ZM168 197H171V194H170V196L169 195H167ZM193 196V195H192ZM100 197V196H99ZM198 196H196V198H197ZM101 199H108L109 197H108V195H107V197H100ZM136 198V199H135ZM160 198V199H159ZM182 198H185V196L184 197H182ZM211 198H213V197H210V200H212V201H209V200H207V201H205V202H203L205 205H208V208H209V212H211L212 213V215L213 216H210L209 217V221H205V226H207V227H212V228H214V227H216V229H219L220 227H221V224H222V222L223 223H225V222H232L233 221V223L232 224H236L237 222H239L238 223V225H239V229L238 230H240L239 232H238V234H242L243 233V231H245L248 227H250V228H258V226L259 225H262V226H264V222H263V220H264V212L262 213V212H260V211H264V210H262V209H260V208H258V209H254L252 206L253 205H256L255 203H253V202H244V203H241L240 205H238V208H237V205H235L234 207H231V209H230V211H228V213L230 214L231 212L233 213V214H235L236 216H238V218L237 217H232L233 216V214L231 215V217L229 216V217H227L226 218V215L225 214H228L227 212L225 213V211H223L222 209H220V205H218V204H220V201H221V198H222V201L223 202H225V203H227V204H231V202H232V198H234V194H232V193H229V194H227V195H225V196H220L219 197V199H215V198H213V199H211ZM245 198H247V200L249 199V197H245ZM84 199V198H83ZM192 199H194V196L192 197ZM198 199V198H197ZM86 200H87V198H86ZM112 201H115V202H112ZM137 201V202H136ZM141 201V202H140ZM162 201H164V200H162ZM217 201V202H216ZM166 203H168V201L166 200ZM185 204H187V201H185V203L182 205V207H181V209H185L186 208V206H184ZM25 205V204H24ZM24 205L23 204H18V206H20V207H24ZM74 205V206H73ZM94 205V206H93ZM258 205H260L261 207H263L262 205L263 204H258ZM27 206L28 207H30V208H27ZM26 207H24V208H26L27 209V211H26V209H20V208H17V205H16V207L15 208H12V207H9V205H7L6 206V204H2L1 205V207L0 208H5V210L2 208L1 209V211H3V224H1V222H0V225H3V227H2V229L5 231V232H9V231H11V232H16V234H17V242L19 243V245H18V248H19V252L21 253V255H22V251H21V248H22V242H24V244H25V240L23 241V239H24V234H25V232L24 231H27V232H29V231H32V230H30V229H28V228H31V226H32V228L34 229V227H35V225L36 224H38L37 226L39 227V228H41V226H43L42 225V223H44L45 222V224L46 225H44V227H42L41 229H45L46 227H48V225L49 226H51V227H54V228H52L51 230H55V232H56V234H58L61 230V225L63 224V227H64V229H65V231H69L70 233H71V236L70 237H66L67 239H69L70 240V242H68V244L67 245H65L66 247H69L70 245L72 246L71 247V252H72V250H73V252L75 253V249L77 248V249H80V248H82L83 246L82 245H84V243L85 242H83V244H80V243H82V241H86V243L87 242H89V241H91V242H89L87 245L85 244L84 246H87V248L85 247H83V249H87V250H83L82 252H80L81 254H84V255H86V259L84 258V261H82L81 260V264H103V261L100 259V257H98L97 255L96 256H90V250L89 249H93V247H95V245H96V241L95 242H93L95 239L93 238V236H90L89 234H87V233H89L88 232V230H89V227H87L86 228V225L87 224H83V226H81V228H79L80 226L79 225H73V224H71L68 220H61L59 217H56V219H54L53 217H50V215L48 216V214L46 213V215H45V211H44V209L43 208H41L40 206H36V205H27ZM34 206V207H33ZM87 206V207H88ZM144 206V207H143ZM166 206H168V204L167 205H165V207H163V208H166L167 209V211H168V208L166 207ZM32 207V208H31ZM37 207L41 210H39V209H37ZM135 207V206H134ZM185 207V208H184ZM10 208L12 209V210H10ZM136 208V207H135ZM134 208V209H135ZM19 209V210H18ZM29 209V210H28ZM34 210V211H31V210ZM42 209H43V212H42ZM148 209V210H147ZM187 209V208H186ZM186 209L184 210V211H182L181 213H186ZM189 209V208H188ZM191 210V212H193V211H199L200 209H196V208H194L193 210H192V208H190ZM38 210L40 211V212H38ZM133 210V209H132ZM257 210H259V211H257ZM6 213H5V212ZM18 211H20V212H18ZM31 211V212H30ZM163 211H165V210H163ZM237 213H236V212ZM239 211H240V214H243V216L242 215H238V213H239ZM258 213H257V212ZM11 212V213H10ZM22 212V213H21ZM23 212H24V214H25V216L23 215ZM26 212V213H25ZM38 212V213H37ZM96 212V213H95ZM156 212V211H155ZM191 212H189V213H187V215H189ZM217 212H219V213H222V215L221 216H214V214L215 213H217ZM254 212H256V214H254ZM23 215V217H22V215ZM42 213V214H41ZM74 213V214H75ZM6 214V215H5ZM11 214V215H10ZM40 214V215H39ZM123 214V215H122ZM161 214V213H160ZM21 215V216H20ZM28 215H30L29 217H28ZM96 215V216H95ZM99 216V218H100V220H98L99 218H97L98 216ZM101 215V216H100ZM113 216V217H115L114 219H113V217H111V216ZM183 215H185V214H183ZM182 215V216H183ZM210 215V214H209ZM254 215H255V217H254ZM262 215V216H261ZM27 216V217H26ZM38 216V217H37ZM43 216V217H42ZM109 216V217H108ZM169 216V215H168ZM167 216V218H165V219H163V218H160V219H162V220H160L158 217L159 216H154V217H157V219L156 220H158V223H160V224H166V225H168V224H174V225H176L177 223H180L179 221L181 220V222L183 221V219L182 218H180V220H177V222H175V220H172L173 218H169ZM223 216H225V217H223ZM239 216H241V217H239ZM256 216H257V218H256ZM259 216V217H258ZM261 216V217H260ZM10 217H12V218H10ZM21 217V218H20ZM40 217H42L41 219H40ZM45 217H46V219H45ZM75 217H77V215H75ZM83 217V218H84ZM96 217V218H95ZM151 218H152V216H150ZM26 218L27 219H29V221L28 220H26ZM48 218V219H47ZM51 218H53L54 220H49V219H51ZM57 218H58V220H59V222H58V220H57ZM69 218V217H68ZM95 218V219H94ZM178 218H179V215H178ZM231 218V219H230ZM237 218V220H235V219ZM256 218V219H255ZM261 219V222H260V219ZM40 219V220H39ZM64 219V218H63ZM113 219L114 220V222H113V220L111 221V220ZM252 219H255V222H254V220H252ZM263 219V220H262ZM10 220V221H9ZM29 223V224H27V222ZM39 220V221H38ZM95 220V221H94ZM117 220V221H116ZM132 220V221H131ZM164 220H165V222H164ZM170 220V221H169ZM171 220H172V222H171ZM229 220H231V221H229ZM239 220V221H238ZM15 221L17 222V225H16V223H15ZM46 221H48V222H46ZM51 221V222H50ZM59 223H57V222ZM66 221V222H65ZM110 221V222H109ZM169 221V222H168ZM174 221V222H173ZM236 223H235V222ZM257 221V222H256ZM24 222V223H23ZM51 224H50V223ZM64 222V223H63ZM112 222V223H111ZM133 222V223H134ZM157 222V221H156ZM168 222V223H167ZM247 222H249V223H247ZM253 222V223H252ZM21 223V224H20ZM22 223H23V225H22ZM33 225H32V224ZM36 223V224H35ZM49 223V224H48ZM55 223V224H54ZM66 223V225H68L69 224V226H67L66 227V225H64ZM85 223V222H84ZM129 223V222H128ZM121 224H117V226H118V228H121V227H119V226H121ZM131 224V223H130ZM208 224V225H207ZM217 224V225H216ZM253 224H257L256 226L255 225H253ZM259 224V225H258ZM7 225V226H6ZM11 225V226H10ZM58 225H60V226H58ZM91 225V224H90ZM90 225H88V226H90ZM253 225V226H252ZM20 226H23V227H20ZM34 226V227H33ZM56 226V227H55ZM71 226V227H70ZM204 226V227H205ZM26 227V228H25ZM206 227V228H207ZM219 227V228H218ZM25 228V229H24ZM57 228V229H56ZM72 228V229H71ZM186 228H188V226H186V223L185 224H183V226H181V230L183 231V232H186V231H189V230H187ZM202 228H203V225H202ZM263 228V227H262ZM7 229H9V230H7ZM20 229H24V230H20ZM27 229V230H26ZM47 229V228H46ZM84 229V230H83ZM2 230V233H4V231ZM71 230V231H70ZM77 230V231H76ZM82 230V231H81ZM19 231H21V232H19ZM59 231V232H58ZM81 231V232H80ZM86 231H87V233H86ZM216 231V233L218 234L219 233V230H215ZM58 232V233H57ZM75 232V233H74ZM78 232V233H77ZM79 232H80V234H79ZM87 234L86 236H85V234ZM198 232V229H196L195 228V231L194 232H192V234L190 235V238H191V241H190V239H188L187 241H183L182 243L187 247L189 244H192L193 243V245H190V247H189V249H191V247L192 248H194L195 247V245H197L198 243L195 241V238L194 239H192V237H194L195 235H199V243H201V240H206V239H208V237H209V234L210 233H212V232H210V231H207V230H204L203 231V229H199V233H197ZM208 232V233H207ZM214 232V231H213ZM242 232V233H241ZM256 232V231H255ZM20 233V234H19ZM23 233V234H22ZM83 233V234H82ZM190 233H191V231H190ZM207 233V234H206ZM60 234H62L61 232H60ZM74 234H78V235H74ZM19 235H22V236H19ZM24 235V236H23ZM88 235H89V237H88ZM79 237V239H78V237ZM80 237H83V238H80ZM91 237V238H90ZM74 238H75V240H74ZM76 238H77V240L79 241H77L76 240ZM104 238V237H103ZM22 239V240H21ZM83 239V240H82ZM93 239V240H92ZM20 242H19V241ZM82 240V241H81ZM89 240V241H88ZM41 241H44V240H42L41 239ZM77 241V243H74V242H76ZM128 242H129V240H127ZM157 240L156 239H154L153 240V242H156ZM189 241V242H188ZM196 243H195V242ZM213 241V240H212ZM72 242V244H70ZM152 242V243H153ZM192 242V243H191ZM118 243L120 244V245H122V248L124 247V244H123V242L122 241H118ZM156 243H159V242H156ZM156 243H154V244H156ZM17 244V243H16ZM46 244V243H45ZM70 244V245H69ZM76 244V245H75ZM80 244V245H79ZM95 244V245H94ZM202 244V243H201ZM31 246L30 247H32V248H30L29 247V249L31 250V252H30V254L32 255L33 254V250L35 249L34 248V246H32L33 244H30ZM90 245V246H89ZM184 245H182V247L184 246ZM24 246V245H23ZM74 246V247H73ZM82 246V247H81ZM174 247H171V248H169L168 249V253H179V252H181L180 250L181 249H185V247H181L180 248V246H181V244L178 246V244H176V245H173ZM48 247L49 246H47V244L46 245H44V242H43V244L41 245V248H40V250H41V254L40 255H42V253H43V255H42V257L44 258L45 256H47V258H48V256L50 257V256H52L53 257V252H51V249H48ZM130 247H135V246H131V242H129V246H125L124 248H127V250H129L130 251V249H133V248H130ZM139 247V246H138ZM179 247V248H178ZM73 248H75V249H73ZM149 249H151V247L149 248ZM180 249V250H179ZM50 250V251H49ZM117 250V252H118V249H116ZM79 250H77V253L79 254V255H77L76 257H77V260H80V253L78 252ZM81 251V250H80ZM148 251H150V250H148ZM177 251V252H176ZM72 252V253H73ZM119 253V252H118ZM47 254V255H46ZM33 255H35V254H33ZM72 255L73 254H68V255H66V257L64 258V261H67L68 260V258L70 257H72ZM90 257H89V256ZM140 256H141V254H139ZM160 256H161V254L160 253H158L157 254V256H156V258L157 259H159L160 258ZM52 257H50V260H51V262L53 263V264H56L57 262H58V258L56 257L55 258V256H54V259H52ZM87 257H89V259H87ZM117 257H121L123 260H126V262H128V263H133L134 262V260L132 259V258H130V257H128V256H126V257H123V255H120V256H117ZM23 258V257H22ZM56 259V260H55ZM96 259H97V261H99V262H97L96 261ZM113 259H115V256L113 255V254H108V256L106 255L105 256V264H116V262L115 261H113ZM121 259V260H122ZM123 260H122V264H123ZM146 260H149V258H146ZM101 261V262H100ZM115 262V263H114Z\"/></svg>",
    "mask_w": 264,
    "mask_h": 264
}]
</instances>
